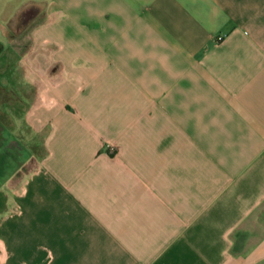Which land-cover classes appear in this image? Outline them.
Here are the masks:
<instances>
[{"label":"crops","instance_id":"1","mask_svg":"<svg viewBox=\"0 0 264 264\" xmlns=\"http://www.w3.org/2000/svg\"><path fill=\"white\" fill-rule=\"evenodd\" d=\"M8 49L0 264H264V0H0Z\"/></svg>","mask_w":264,"mask_h":264},{"label":"rangeland","instance_id":"2","mask_svg":"<svg viewBox=\"0 0 264 264\" xmlns=\"http://www.w3.org/2000/svg\"><path fill=\"white\" fill-rule=\"evenodd\" d=\"M22 48L27 43V37L24 35L20 40ZM2 86H8L13 89L16 94L11 93L5 89L0 88V111L6 112L10 115L15 123L12 131H7V140L13 139V141L20 146L21 150H28L32 153L41 155L43 153V135L40 133H34L29 127L25 118L26 111L21 103L18 101V97L21 99H31L33 97V90L22 82V72L16 67L12 69L10 79L0 80ZM6 100L10 102L12 106L6 104ZM25 101V100H24ZM14 207L10 208L6 213L0 215V224L5 219L12 218L14 216ZM1 253V251H0Z\"/></svg>","mask_w":264,"mask_h":264},{"label":"trees","instance_id":"3","mask_svg":"<svg viewBox=\"0 0 264 264\" xmlns=\"http://www.w3.org/2000/svg\"><path fill=\"white\" fill-rule=\"evenodd\" d=\"M19 56L13 52L12 50L8 49L5 54L0 57V80L3 79H10V75L12 69L14 67V63L17 62ZM0 88L10 91L13 94H16L15 91L8 86H2L0 82ZM18 101L24 107L25 111L28 110L29 104L24 101L23 99L18 97ZM7 105L12 106L8 100L5 101ZM0 122H3L8 128H14L15 123L10 117V115L6 112L0 111Z\"/></svg>","mask_w":264,"mask_h":264}]
</instances>
